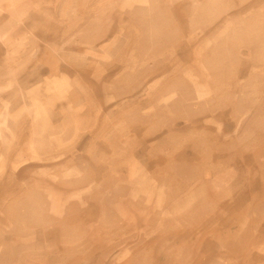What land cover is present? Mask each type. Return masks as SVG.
<instances>
[{"label": "rangeland", "instance_id": "obj_1", "mask_svg": "<svg viewBox=\"0 0 264 264\" xmlns=\"http://www.w3.org/2000/svg\"><path fill=\"white\" fill-rule=\"evenodd\" d=\"M0 264H264V0H0Z\"/></svg>", "mask_w": 264, "mask_h": 264}]
</instances>
